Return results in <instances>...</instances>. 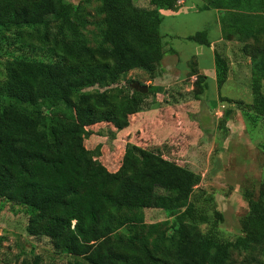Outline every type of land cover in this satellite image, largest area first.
<instances>
[{
    "label": "trees",
    "instance_id": "16d2710c",
    "mask_svg": "<svg viewBox=\"0 0 264 264\" xmlns=\"http://www.w3.org/2000/svg\"><path fill=\"white\" fill-rule=\"evenodd\" d=\"M96 1L91 13L90 0H0V44L56 56L0 59V198L24 206L28 234L73 256L66 264H231V249L246 252L241 264H250L258 248L264 251L263 190L246 198L243 234L220 240L201 231L208 216L191 200L200 174L131 142L112 171L98 148L84 145L87 126L142 110L144 94L116 84L134 69L155 76L165 55L160 11L177 10L179 0ZM196 9L218 10L224 40L262 41L241 49L250 53L252 102L222 98L255 124L264 117V0H202ZM207 30L185 39L210 46ZM214 67L220 89L228 69L216 50ZM194 75L198 97L207 76ZM95 85L104 89L88 90ZM149 208L168 217L147 222ZM14 264L52 263L36 254Z\"/></svg>",
    "mask_w": 264,
    "mask_h": 264
},
{
    "label": "rangeland",
    "instance_id": "374dc122",
    "mask_svg": "<svg viewBox=\"0 0 264 264\" xmlns=\"http://www.w3.org/2000/svg\"><path fill=\"white\" fill-rule=\"evenodd\" d=\"M133 1L138 6H150L149 0ZM179 1L177 10L160 11L165 55L155 76L150 78L143 70L134 69L116 84L124 92H131L134 83L160 85L163 90L153 93H148V89L145 93L137 90L144 94L142 110L114 122L87 126L89 134L83 142L89 149L100 150L98 159L108 170L118 169L124 147L131 142L200 174L201 180L194 187L191 200L196 209L204 210L208 216V221L200 224L201 231H210L220 240H234L243 234L240 219L248 211L247 196L259 198L260 191H264V117L250 124L244 119L238 103L222 98L252 102L250 53L241 49L262 41L253 43L248 39L243 43L236 39L235 46L226 42L219 45L218 54L226 61L228 69L227 79L219 89L216 74L211 72L214 64L210 51L185 39L207 28L209 36L215 39V12L213 9L195 12L202 0ZM96 5V0H90L87 10L94 13ZM88 29H93V25ZM10 53L56 60L47 48L19 50L7 43L0 44L1 60ZM193 56L195 62L189 63ZM196 63L205 69L200 74L207 76V87L198 97L192 91L197 88L193 83L194 74L198 72ZM94 88L104 89L95 85L88 90ZM259 90L264 92V79ZM144 212L147 222L168 217L157 208ZM26 224L25 207L0 198V264H14L36 254L52 264H66L74 259L58 252L48 237L28 234ZM255 256L250 264H264L261 247L255 251ZM245 257L246 252L231 249L228 261L241 264Z\"/></svg>",
    "mask_w": 264,
    "mask_h": 264
},
{
    "label": "crops",
    "instance_id": "0c3cea01",
    "mask_svg": "<svg viewBox=\"0 0 264 264\" xmlns=\"http://www.w3.org/2000/svg\"><path fill=\"white\" fill-rule=\"evenodd\" d=\"M180 2V1H179ZM181 2H183V0H181ZM199 4H201V3H199ZM179 5V4H178ZM209 10H211V9H209ZM209 10H203V11H209ZM214 10V12H215V22H216V31H217V34H216V37H215V39H212V37H210L209 36V33H210V31L209 30H207V32H208V37H209V40H210V46H205V45H202V46H204V47H206V49H208L209 51H210V53H211V55H212V60H213V62H212V64H214V51H215V48H216V51L218 50V48L220 47L219 45H221V43H223V42H226V43H230V44H234V42H236L237 40L236 39H232V40H224L223 38H222V34H221V27H220V22H219V12H218V10L217 9H213ZM198 10L195 8V12H197ZM203 11H199V12H203ZM234 46H235V44H234ZM228 50V53L229 52H231V50H230V48H228L227 49ZM200 56V55H199ZM164 58V57H163ZM195 57L193 56L191 59H190V62H195ZM162 61H163V59H162ZM189 62V63H190ZM197 62V61H196ZM196 66H197V70H198V72L199 73H202V72H204V68H202V67H199L198 65H197V63H196ZM213 68V67H212ZM211 72H213V74H215V67H214V69H211Z\"/></svg>",
    "mask_w": 264,
    "mask_h": 264
},
{
    "label": "water",
    "instance_id": "95a60500",
    "mask_svg": "<svg viewBox=\"0 0 264 264\" xmlns=\"http://www.w3.org/2000/svg\"><path fill=\"white\" fill-rule=\"evenodd\" d=\"M133 88L140 91V92H143V93H145L148 89V87L146 85H142L139 83H134Z\"/></svg>",
    "mask_w": 264,
    "mask_h": 264
}]
</instances>
